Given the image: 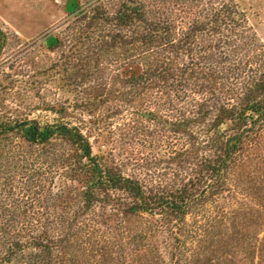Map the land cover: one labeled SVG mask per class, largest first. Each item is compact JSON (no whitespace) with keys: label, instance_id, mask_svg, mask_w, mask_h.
<instances>
[{"label":"rangeland","instance_id":"rangeland-1","mask_svg":"<svg viewBox=\"0 0 264 264\" xmlns=\"http://www.w3.org/2000/svg\"><path fill=\"white\" fill-rule=\"evenodd\" d=\"M262 78L264 0H0V123L74 128L151 194L208 186L199 164L214 132L231 134L229 121L214 125L258 96ZM258 132L182 216L124 215L133 202L118 191L86 209L91 177L75 145L0 133V199L37 197L19 216L68 238L52 264H264Z\"/></svg>","mask_w":264,"mask_h":264},{"label":"trees","instance_id":"trees-1","mask_svg":"<svg viewBox=\"0 0 264 264\" xmlns=\"http://www.w3.org/2000/svg\"><path fill=\"white\" fill-rule=\"evenodd\" d=\"M125 19L122 18L121 21L129 23L132 18L128 15ZM254 88L257 89L255 90L258 96L250 99L246 97L244 99L246 102H243L238 110L236 108L223 110V117L214 125L221 126L229 121L226 125H229L228 130L231 134L226 136L223 133L224 136H222L214 132L212 137L214 139L212 143L216 145L214 153L209 158H204L199 164L201 172L211 183L209 185L207 182L208 186L203 187L199 194H193L192 189L195 185L188 187L187 184L175 193L151 194V190H145L137 181L125 178L103 166L101 159L92 154L88 141L74 128L64 125L40 128L34 121H22L11 125L0 123V133L15 131L30 144H44L53 135H59L75 145L81 151L80 158L86 161L91 177L89 186L82 192L85 202L83 205L86 209H91L99 201L98 193L107 195L109 192L118 191L126 193L133 202V205L128 206L124 211V215L137 212L152 215L155 209H159L160 211L169 210L175 215L182 216L184 209L199 195H203L206 191L205 195L212 194V179L222 177L226 173L234 157L245 147L249 135L264 129V78L259 79ZM250 93H252L251 90ZM209 144L212 145L210 142ZM10 200L6 197L0 199V264H12L18 255L27 257L25 251L28 249H32L34 253L28 255L30 259L26 264H52V260L50 261L52 250L59 244L66 243L68 238L49 236L38 218L19 216L36 208L38 202L36 196L28 194L20 200Z\"/></svg>","mask_w":264,"mask_h":264}]
</instances>
